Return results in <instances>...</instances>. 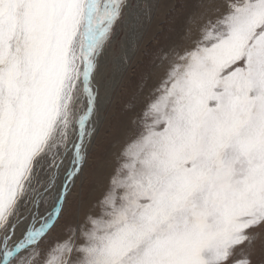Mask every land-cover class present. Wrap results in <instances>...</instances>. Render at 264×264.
Listing matches in <instances>:
<instances>
[{"label": "snow or ice", "instance_id": "1", "mask_svg": "<svg viewBox=\"0 0 264 264\" xmlns=\"http://www.w3.org/2000/svg\"><path fill=\"white\" fill-rule=\"evenodd\" d=\"M157 6L0 0V264H252L264 248V0H198L181 41L150 53ZM142 47L158 81L90 178Z\"/></svg>", "mask_w": 264, "mask_h": 264}, {"label": "rangeland", "instance_id": "2", "mask_svg": "<svg viewBox=\"0 0 264 264\" xmlns=\"http://www.w3.org/2000/svg\"><path fill=\"white\" fill-rule=\"evenodd\" d=\"M173 2H175L174 7H171L170 10L165 13L159 24L160 28L155 35L151 36L148 34L147 36L150 23L155 18V14L152 15L151 21L146 23L147 32L145 39L147 38L148 43L145 47L150 53L164 50L167 47L168 40L174 36L171 34L168 35L169 31H167V29L164 30V33L159 34L164 27V23H170L174 13L179 15L183 11L184 3L182 0H173ZM178 11L179 13H177ZM181 29H179V31H181ZM121 35H123V33H121ZM177 35H175L174 38H176ZM182 35L183 34L178 36L177 40L179 42L182 39ZM145 47H142L141 51L138 52L137 55L132 59L128 71L124 74L116 92L113 95L111 103L104 111V126L102 124L103 128L101 126L102 129L100 128L101 131H99L98 135L96 136V144H94L93 151L88 157V164L86 166V173L90 178L92 177L91 174L93 170H95L99 164H102L109 157H111L116 147L122 141V135L116 136L115 134V131L118 128L117 123L119 122V119L125 118L127 121L129 119H134L137 112L139 111V107L136 108V103L140 104V100H143V98L146 97L142 89L152 87L153 83L151 82V77L152 71L155 69V61L152 55L144 54ZM131 128L132 126L129 129H126V136L130 134ZM120 133L121 132H118L119 135ZM114 136H116V138ZM92 189L93 188L88 184L80 189V198L76 201V203L83 205V210H87L85 207L88 208V205L94 199H90ZM21 210L23 211L24 209L22 208ZM40 212L41 214L44 212L43 204L40 207ZM66 221L70 222L69 218L64 217L61 219L60 224L63 225ZM58 235H60L59 226L58 230L54 232L52 236L54 238ZM261 241H264V231L261 232ZM240 255H242V253L240 249H237V255L233 257V260L237 259ZM252 264H264V248H261L260 241H258L256 249L252 253Z\"/></svg>", "mask_w": 264, "mask_h": 264}, {"label": "bare ground", "instance_id": "3", "mask_svg": "<svg viewBox=\"0 0 264 264\" xmlns=\"http://www.w3.org/2000/svg\"><path fill=\"white\" fill-rule=\"evenodd\" d=\"M182 1L184 3L183 11L179 15L174 13L170 23L169 22L167 24L164 23V27L162 28L161 32L159 33V34H162V33L165 32L164 30L167 29V31H169L168 35H170V34L172 36L174 35L172 38H170V40H168L167 47L165 49H167L169 46H171L173 44L179 43V41L177 39H178L179 35L183 34V29H184V26H185L186 17L190 14L191 11L194 10V6L198 2V0H182ZM153 2L156 3L158 6L153 11L154 12L153 14H155V18L150 23V27L148 26L149 27L148 32L146 31L147 32V36H148V34L153 36V35H155L157 33L158 29L160 28L159 24H160L161 20L163 19V16L165 15L166 12H168L170 10L171 7H174V3H175V2H173V0H153ZM177 13H179V11ZM181 27H182V29H181ZM179 29H181V31H179ZM175 35H177L176 38H174ZM158 37H159V35H158ZM146 41H147V38H146ZM158 78H159V72L155 68L152 71V77H151V82L153 83L152 87L143 88L142 89V91H144L143 93H144L145 96H147L148 93L154 88V86L156 85V83L158 81ZM121 80H120V82H121ZM120 82H119V84H120ZM119 84H118V86H119ZM118 86L116 87L114 93L116 92ZM114 93H113V95H114ZM113 95H112V98H113ZM112 98H111V101H112ZM141 101L142 100H140V103H141ZM136 105H137L136 108L140 107V104L136 103ZM101 115H102V122L99 125V131H101L100 128H101V126L103 124V121L105 120V113L103 112ZM132 120L133 119H129L127 121V119H125V118H120L119 119V122H118L119 124L117 123L118 128L116 129L117 132L115 131V134H116V136L117 135L118 136L122 135L121 140H123L126 137V135H125L126 134V129H129L132 126V123H131ZM103 126H104V124H103ZM103 126H102V128H103ZM118 132H121L120 135L118 134ZM116 136H114V137L116 138ZM110 158L111 157H109L102 164H99L97 166V168L95 170H93L91 176H97L98 175L100 179H103L102 173H103V171L105 169V165H106L107 161ZM95 195H97V192L94 189H92L91 190V194H90V199L92 200L95 197ZM85 209H87V208L85 207Z\"/></svg>", "mask_w": 264, "mask_h": 264}]
</instances>
